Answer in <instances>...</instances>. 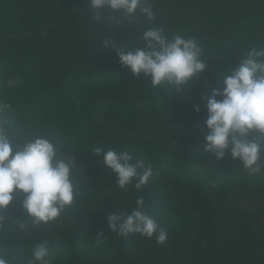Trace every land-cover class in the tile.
<instances>
[{
  "label": "trees",
  "instance_id": "obj_1",
  "mask_svg": "<svg viewBox=\"0 0 264 264\" xmlns=\"http://www.w3.org/2000/svg\"><path fill=\"white\" fill-rule=\"evenodd\" d=\"M150 3L153 21L137 15L117 24L109 14L94 21L90 0H0V104L8 106L0 118L20 139L45 135L73 154L83 190L56 222L0 234L10 264H28L43 240L52 245V264H264V174L203 150L207 98L253 47H264V0ZM149 27L202 46L207 68L187 94L153 87L151 77H136L101 49L110 37L144 47L139 37ZM19 138L14 150L23 146ZM96 147L128 151L154 177L142 189L135 182L121 189ZM14 196L6 215L27 218L23 194ZM140 197L167 231L163 245L108 225L110 214L130 213Z\"/></svg>",
  "mask_w": 264,
  "mask_h": 264
},
{
  "label": "clouds",
  "instance_id": "obj_2",
  "mask_svg": "<svg viewBox=\"0 0 264 264\" xmlns=\"http://www.w3.org/2000/svg\"><path fill=\"white\" fill-rule=\"evenodd\" d=\"M87 8L96 22L106 14L117 24L125 20L131 23L137 15L149 21L155 19L150 0H90ZM139 39L145 42L144 47H121L115 38H105L101 49L114 51L120 64L136 77H151L153 87L167 86L178 97L187 94L192 79L207 68L203 48L195 37L170 36L162 27H149ZM223 85L222 89H213L207 98L203 150L217 161L230 156L249 175L264 174V47H253L241 58L239 65L223 76ZM7 108L0 104V117ZM194 110L201 111L199 105ZM19 136L8 121L0 118V234L9 231L10 226L26 233L54 223L83 196L73 154L45 135L29 139ZM12 138L22 140L23 146L14 150ZM92 152L116 174L121 189L133 182L136 189H142L154 177L152 166L128 151L96 147ZM17 192L24 196L22 208L28 214L25 219L6 215ZM107 222L122 237L155 236L160 245L168 239L167 231L145 210L143 197L137 199L130 213L113 212ZM102 235L103 232L97 234L98 245L103 242ZM51 249L48 240L37 243L28 264H52ZM0 264H10L4 254H0Z\"/></svg>",
  "mask_w": 264,
  "mask_h": 264
},
{
  "label": "water",
  "instance_id": "obj_3",
  "mask_svg": "<svg viewBox=\"0 0 264 264\" xmlns=\"http://www.w3.org/2000/svg\"><path fill=\"white\" fill-rule=\"evenodd\" d=\"M11 81H13V78L11 79Z\"/></svg>",
  "mask_w": 264,
  "mask_h": 264
}]
</instances>
